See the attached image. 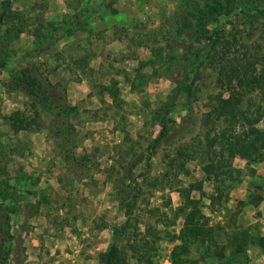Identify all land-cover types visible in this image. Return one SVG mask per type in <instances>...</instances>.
<instances>
[{"label": "rangeland", "instance_id": "rangeland-1", "mask_svg": "<svg viewBox=\"0 0 264 264\" xmlns=\"http://www.w3.org/2000/svg\"><path fill=\"white\" fill-rule=\"evenodd\" d=\"M232 2L221 13L210 0H0V250L9 263L103 264L131 202L117 240L128 264H264V158L236 155L223 182L204 169L227 159L225 147L208 146L215 130L206 134L203 119L228 96L220 81L231 63L246 80L253 65L264 73V0ZM252 95L243 108L260 104L264 115V86ZM192 212L216 229L212 242L183 231ZM243 230L253 245L223 249Z\"/></svg>", "mask_w": 264, "mask_h": 264}, {"label": "trees", "instance_id": "trees-1", "mask_svg": "<svg viewBox=\"0 0 264 264\" xmlns=\"http://www.w3.org/2000/svg\"><path fill=\"white\" fill-rule=\"evenodd\" d=\"M233 0H210V6L208 9L214 8L215 12H225L226 7L231 8ZM242 6V5H241ZM243 11L246 9L242 6ZM207 6L203 7V11H208ZM211 10V11H214ZM206 11V12H207ZM5 62L0 58V65L4 66ZM232 70H228L226 73V77L222 78L220 81V85L228 91V96L219 97L217 99L216 105L212 106L210 111L205 114L203 119V125L206 127L205 133L211 134L212 131L214 133L211 135L210 139H208V146L215 147L220 144L221 148H226L227 151V159L223 161H214L212 160L210 163L204 166V169L207 173L214 175L218 182H223L221 179L222 169L228 170L232 166V160L236 155H239L243 158H247L250 161H258L264 158V128L259 126V123L263 120V108L259 104V107L255 110L245 109L243 108V103L246 101H250L253 103L252 93L255 88H260L264 86V73L261 72V69H258L253 65V68L258 70V73L254 74L251 78L247 80L244 78V73L240 71L239 68H243L240 65H233L231 63ZM198 69H194L193 73ZM220 70H223L222 65H220ZM194 77L190 78L184 87V94L190 96L193 91V85L196 79ZM35 86V85H33ZM56 107L59 105H55ZM257 110V111H256ZM61 112V111H59ZM63 112L59 113L60 117L63 118ZM62 114V115H61ZM24 121V120H23ZM25 122V121H24ZM225 127H222V126ZM15 129H26V124H15L13 125ZM65 128V127H64ZM166 131V126L164 125L161 131V134L155 139L156 141L163 135ZM56 133L60 135V138H64L65 134L63 133L62 123L60 126L56 128ZM63 142V140H62ZM214 152H218V150L213 149ZM181 165H183L181 163ZM19 182V181H18ZM189 186H192L190 184ZM221 188L220 186H218ZM186 190V189H183ZM13 199L15 202V208L20 207V191L15 186L12 189ZM132 204L128 202L125 204L127 219L124 223L117 228L115 234L113 236V243L111 244L109 250L103 254V264H128L129 261L125 256L124 252L117 245L118 234H121L126 231L129 226V219L131 217L130 208ZM197 213L192 212L188 216V224L186 228H184V232L189 230V233L195 235V239H200L201 242L210 243L214 240L215 228L208 227L205 223H193L194 219L197 218ZM5 222H8V213L3 216ZM3 231L5 229H2ZM182 243L189 242L185 236H180ZM193 239V240H195ZM216 242V241H214ZM138 241L129 242V245L135 252H139L137 248ZM217 243V242H216ZM255 243V238L251 237L248 234L247 230H243L242 232L234 233L233 237L228 238V242L225 248H231L234 254L244 253L247 248ZM3 248V247H2ZM5 252V256L2 253ZM8 250H0V264H11L8 262ZM141 254V253H140ZM220 259L226 258L224 252H219ZM144 256H142V259ZM137 259H141V256H137ZM147 261H150V256L146 258Z\"/></svg>", "mask_w": 264, "mask_h": 264}]
</instances>
